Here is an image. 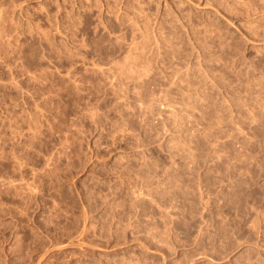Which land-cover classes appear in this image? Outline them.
<instances>
[{
    "label": "rangeland",
    "instance_id": "rangeland-1",
    "mask_svg": "<svg viewBox=\"0 0 264 264\" xmlns=\"http://www.w3.org/2000/svg\"><path fill=\"white\" fill-rule=\"evenodd\" d=\"M0 264H264V0H0Z\"/></svg>",
    "mask_w": 264,
    "mask_h": 264
}]
</instances>
